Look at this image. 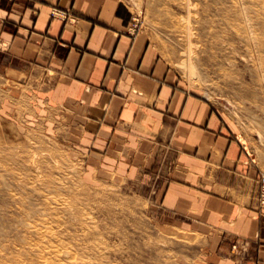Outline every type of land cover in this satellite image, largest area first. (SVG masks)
Returning <instances> with one entry per match:
<instances>
[{
	"label": "crops",
	"instance_id": "obj_1",
	"mask_svg": "<svg viewBox=\"0 0 264 264\" xmlns=\"http://www.w3.org/2000/svg\"><path fill=\"white\" fill-rule=\"evenodd\" d=\"M47 74L55 83L38 90ZM0 76L32 79L49 96L90 168L156 177L152 204L165 223L202 239L197 264H264L261 175L122 0H0Z\"/></svg>",
	"mask_w": 264,
	"mask_h": 264
},
{
	"label": "rangeland",
	"instance_id": "obj_2",
	"mask_svg": "<svg viewBox=\"0 0 264 264\" xmlns=\"http://www.w3.org/2000/svg\"><path fill=\"white\" fill-rule=\"evenodd\" d=\"M122 1L136 31L181 87L219 111L262 176L264 0ZM41 83L55 81L47 74ZM33 88L32 79L0 76V264H197L201 237L165 223L152 204L157 178L90 168L57 107L52 119L49 96Z\"/></svg>",
	"mask_w": 264,
	"mask_h": 264
},
{
	"label": "built area",
	"instance_id": "obj_3",
	"mask_svg": "<svg viewBox=\"0 0 264 264\" xmlns=\"http://www.w3.org/2000/svg\"><path fill=\"white\" fill-rule=\"evenodd\" d=\"M258 201L261 207H264V174L258 181Z\"/></svg>",
	"mask_w": 264,
	"mask_h": 264
},
{
	"label": "bare ground",
	"instance_id": "obj_4",
	"mask_svg": "<svg viewBox=\"0 0 264 264\" xmlns=\"http://www.w3.org/2000/svg\"><path fill=\"white\" fill-rule=\"evenodd\" d=\"M186 20H187V19H186ZM185 27H187V24L185 25ZM191 31H192V30H191ZM185 35L189 37V36H190V31L186 29V31H185ZM192 36H193V35H192ZM189 42H190V41H189ZM191 43H193V42H191ZM188 46H190V45H188ZM192 46H193V45H192ZM189 49H190V47H189ZM191 53H192V52H191Z\"/></svg>",
	"mask_w": 264,
	"mask_h": 264
}]
</instances>
